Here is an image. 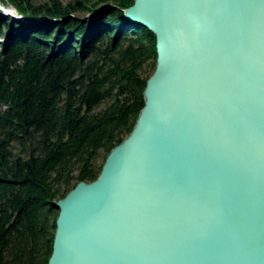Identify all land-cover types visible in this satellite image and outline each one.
<instances>
[{
  "label": "water",
  "instance_id": "95a60500",
  "mask_svg": "<svg viewBox=\"0 0 264 264\" xmlns=\"http://www.w3.org/2000/svg\"><path fill=\"white\" fill-rule=\"evenodd\" d=\"M144 107L54 203L48 264H264V0H134Z\"/></svg>",
  "mask_w": 264,
  "mask_h": 264
},
{
  "label": "trees",
  "instance_id": "16d2710c",
  "mask_svg": "<svg viewBox=\"0 0 264 264\" xmlns=\"http://www.w3.org/2000/svg\"><path fill=\"white\" fill-rule=\"evenodd\" d=\"M34 2L0 0L33 22L0 45V264H48L53 204L98 179L156 67L154 36L124 16L134 0Z\"/></svg>",
  "mask_w": 264,
  "mask_h": 264
},
{
  "label": "rangeland",
  "instance_id": "374dc122",
  "mask_svg": "<svg viewBox=\"0 0 264 264\" xmlns=\"http://www.w3.org/2000/svg\"><path fill=\"white\" fill-rule=\"evenodd\" d=\"M46 0H35V4H40L45 2ZM62 4L67 5V4H74L75 2L79 1V0H60ZM95 1V0H93ZM8 7V8H7ZM103 7V6H101ZM76 17L80 18V19H87V17L89 16L87 13L84 14H76ZM1 17H7V29H4L2 31V36H0V45L2 43H4L6 41V39L9 37V35L12 33L14 34H18L20 32L19 29H16L15 24H20V25H26L29 23H33L32 20H26L21 18V16H19L16 11L5 4L0 3V18ZM11 20V21H10ZM25 20V21H24ZM38 21V20H33ZM41 21V19H40ZM104 107V105H102L99 109H102ZM101 162V160H100Z\"/></svg>",
  "mask_w": 264,
  "mask_h": 264
},
{
  "label": "bare ground",
  "instance_id": "6f19581e",
  "mask_svg": "<svg viewBox=\"0 0 264 264\" xmlns=\"http://www.w3.org/2000/svg\"><path fill=\"white\" fill-rule=\"evenodd\" d=\"M8 8V7H7ZM11 21V20H10ZM25 21V20H24Z\"/></svg>",
  "mask_w": 264,
  "mask_h": 264
}]
</instances>
